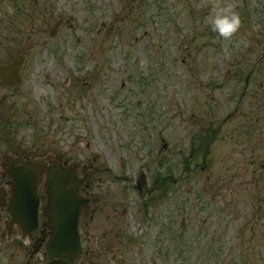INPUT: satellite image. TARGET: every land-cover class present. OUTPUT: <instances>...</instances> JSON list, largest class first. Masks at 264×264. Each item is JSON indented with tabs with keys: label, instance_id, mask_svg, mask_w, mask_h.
I'll return each mask as SVG.
<instances>
[{
	"label": "rangeland",
	"instance_id": "1",
	"mask_svg": "<svg viewBox=\"0 0 264 264\" xmlns=\"http://www.w3.org/2000/svg\"><path fill=\"white\" fill-rule=\"evenodd\" d=\"M226 2L242 19L227 41L204 22ZM0 19V36L12 39L6 47L28 56L18 100L35 117L31 134L45 130L93 165L99 209L127 210L125 245L111 264H264V156L252 155L260 148L244 133L248 113L264 129L255 120L264 111V59L251 72L264 53V0H0ZM202 129L210 153L188 170ZM140 173L153 188L142 199L129 190ZM90 223L88 215L81 229L88 251L101 237Z\"/></svg>",
	"mask_w": 264,
	"mask_h": 264
},
{
	"label": "flooded vegetation",
	"instance_id": "2",
	"mask_svg": "<svg viewBox=\"0 0 264 264\" xmlns=\"http://www.w3.org/2000/svg\"><path fill=\"white\" fill-rule=\"evenodd\" d=\"M63 23L60 21L56 25L61 27ZM0 38L3 41V44H0V70L2 66L10 64L18 56L25 57V64L19 72L21 81L18 86L14 83L11 85L5 83L0 75V264H51L53 261L49 259L47 244L50 242L52 231L47 226L49 220L46 217V210L50 209L52 200L50 184L53 180L49 178V174L55 171L58 174L68 171L75 175L76 180L79 181L82 178L83 182L80 187L78 186L77 193L91 198V195L95 194L90 190L89 180L95 169L86 159L80 161L74 155V148H72L70 156V153L64 151L56 141L51 142L45 130H34L31 134V122L35 117L29 112L27 106H25L27 108H22L18 100L24 95L20 89L24 85L23 74L27 68L28 56L23 51L16 55L13 48L6 47L7 42L12 41L9 36H0ZM12 45L14 46V44ZM2 74L6 79L11 77L13 80L7 72H2ZM240 103L234 117L239 114ZM250 116L252 117L249 113L245 115L248 126L244 127V133L247 141L251 140L254 145L255 142L258 143L255 146L260 150H253L251 153L256 157V152L262 151L263 155L257 157L260 161L264 156V129L256 131L255 126L251 123L254 119L251 120ZM223 124L218 132L222 131ZM243 126L245 125L243 124ZM256 132L260 134L258 137H256ZM193 143L194 146L188 156L187 165L197 169L198 161L203 160V139L196 138ZM261 144L263 145L261 146ZM247 152L250 154L249 148ZM238 164L240 163L235 162V165ZM262 168L264 169V166ZM25 175H31L32 178L28 181L23 177ZM167 179L164 178L163 181ZM160 180L154 178V183ZM263 180H259V183L261 184ZM257 182L254 180V185H259ZM173 184H176V180L173 181ZM151 192H153V188L149 190L147 186L142 196L147 197ZM92 200L89 208L90 228L91 231L97 229L95 233L101 232V237L96 239L97 248L95 250L88 251L85 245L80 264H111L116 256H120L125 245L121 241L123 237L121 224L123 223V214L127 210L124 209L119 214L114 213L117 209L115 204L110 202H107L103 209H99L98 205L101 204V199ZM112 213H114L115 219H111ZM100 216L105 219L103 226L100 225L101 222L95 223V219H99ZM114 234L117 236L114 238H117L115 247L110 244ZM82 239L84 245L85 235H82ZM105 255H110L111 259L106 261ZM59 259L57 258L55 261L57 262Z\"/></svg>",
	"mask_w": 264,
	"mask_h": 264
},
{
	"label": "water",
	"instance_id": "3",
	"mask_svg": "<svg viewBox=\"0 0 264 264\" xmlns=\"http://www.w3.org/2000/svg\"><path fill=\"white\" fill-rule=\"evenodd\" d=\"M22 65L20 59L9 66L2 67L0 72H7L16 76ZM28 181L30 176L25 177ZM53 181L51 207L47 215L51 220L52 238L49 248L52 249L54 259L64 255L62 261L54 264H78L82 258V247L79 236V221L88 207V201L78 195L81 182L75 180L73 174L64 171L62 174H49Z\"/></svg>",
	"mask_w": 264,
	"mask_h": 264
},
{
	"label": "clouds",
	"instance_id": "4",
	"mask_svg": "<svg viewBox=\"0 0 264 264\" xmlns=\"http://www.w3.org/2000/svg\"><path fill=\"white\" fill-rule=\"evenodd\" d=\"M204 22L210 26L212 32L226 41L232 40L242 27L240 13L229 2L213 6Z\"/></svg>",
	"mask_w": 264,
	"mask_h": 264
}]
</instances>
